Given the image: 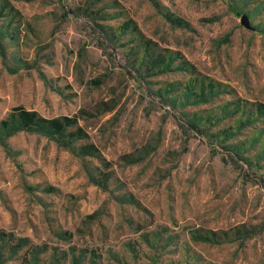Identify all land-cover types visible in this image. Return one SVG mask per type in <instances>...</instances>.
<instances>
[{
  "label": "rangeland",
  "instance_id": "1",
  "mask_svg": "<svg viewBox=\"0 0 264 264\" xmlns=\"http://www.w3.org/2000/svg\"><path fill=\"white\" fill-rule=\"evenodd\" d=\"M158 1L190 28L150 0H0V120L15 107L78 115L87 138L74 147L98 149L82 159L37 133L0 140V264H264V119L246 121L264 104V0ZM94 21L116 42L99 47ZM176 51L227 93L197 103L185 91L196 73L148 74L159 57L175 67ZM192 118L220 134L197 135ZM227 143L250 164L235 169ZM86 169L110 171L107 188Z\"/></svg>",
  "mask_w": 264,
  "mask_h": 264
},
{
  "label": "trees",
  "instance_id": "2",
  "mask_svg": "<svg viewBox=\"0 0 264 264\" xmlns=\"http://www.w3.org/2000/svg\"><path fill=\"white\" fill-rule=\"evenodd\" d=\"M153 4L154 8L163 16V18L172 26L189 29L190 25L187 21H185L182 17L175 15L170 10H168L164 5H162L158 0H150ZM6 2H4L3 6L0 8V15L2 14V9L5 7ZM231 10L233 13L238 15V10L231 6ZM94 25L96 27V32L98 36V46L103 48L106 46L107 41L109 42H116V30L112 29L109 26L102 25L94 21ZM130 25V21H126L119 26L123 31H125L128 26ZM6 35L1 32L0 30V54L5 61V51L2 43V38ZM151 40H146L144 44L145 50L149 49L151 44ZM115 48V45L112 46ZM172 53V52H170ZM175 60L176 58H182L181 54L176 51L172 54ZM171 55V56H172ZM172 63L165 61V57H159L154 59V61L148 66L150 70L148 74H159L166 71H189L191 74H195L196 71L193 66L186 61L185 59H181V61L175 66L171 67ZM190 68V69H189ZM98 84V83H96ZM223 83L214 81L209 77L201 76L198 78V74L196 73L195 79L190 80L185 86V91H189L190 95L192 96L193 102L197 103H205L210 98L216 96L219 93H227V91L223 90ZM195 90V91H193ZM223 90V91H221ZM187 95V98H189ZM247 103V102H246ZM250 110H248L246 114V121L251 122L250 120L259 121L264 119V104L262 103H251ZM236 109L235 112H238L239 105H235ZM186 125H188L197 135L204 136V137H214L220 133H209V130L202 127L196 119L192 118L191 120L186 121ZM19 131H26L41 134L48 139L54 140L59 145L65 146L67 148H71L72 152L77 155L78 157L84 159L85 157H98V149L93 143H83L74 147V143L77 140H81L83 138H87L86 132L83 128L78 124V115L74 116H57V117H43L39 115L34 110H26L21 107H15L11 110V112L3 119L0 120V140L2 138H6L11 136L12 134L19 132ZM227 135H223V142L228 140ZM242 146L239 144L234 143H227L225 148L228 152H232L234 158L229 161L235 169H241L238 164H250L249 157L245 156L243 151L244 147L241 149ZM129 155H124L122 158H128ZM224 162H228L223 157ZM129 162H134L130 160ZM109 165V163H106ZM88 177L91 182L94 184L103 187L104 189L107 188V182L111 176L110 171H101L98 173V177L94 176V173L88 169H86ZM119 199L120 202H124L125 200H133L132 196L124 197L121 196ZM237 233H240L239 228H235ZM223 236L226 233H222ZM197 239L203 242H212L215 239L221 238V235L212 231L210 234H196ZM3 239V237H1Z\"/></svg>",
  "mask_w": 264,
  "mask_h": 264
},
{
  "label": "water",
  "instance_id": "3",
  "mask_svg": "<svg viewBox=\"0 0 264 264\" xmlns=\"http://www.w3.org/2000/svg\"><path fill=\"white\" fill-rule=\"evenodd\" d=\"M243 21H244V19H243ZM245 22V21H244Z\"/></svg>",
  "mask_w": 264,
  "mask_h": 264
}]
</instances>
